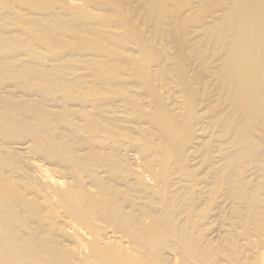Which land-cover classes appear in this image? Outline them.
Listing matches in <instances>:
<instances>
[{
    "label": "bare ground",
    "instance_id": "1",
    "mask_svg": "<svg viewBox=\"0 0 264 264\" xmlns=\"http://www.w3.org/2000/svg\"><path fill=\"white\" fill-rule=\"evenodd\" d=\"M88 1L59 0L50 34L62 15L88 14ZM13 5L0 0V33L11 34L0 40L51 56L54 39H43L45 51L13 34L31 33L18 19L34 20ZM96 5L101 22L89 29L105 51L60 62L76 67L64 74L74 99L45 103L0 87V111L32 104L69 128L0 143V187H18L9 205L46 221L7 226V237L0 216V264H264V0ZM78 119L92 130L78 132ZM67 138L71 149L57 146ZM13 250L21 257L11 260Z\"/></svg>",
    "mask_w": 264,
    "mask_h": 264
},
{
    "label": "rangeland",
    "instance_id": "2",
    "mask_svg": "<svg viewBox=\"0 0 264 264\" xmlns=\"http://www.w3.org/2000/svg\"><path fill=\"white\" fill-rule=\"evenodd\" d=\"M59 0H30L34 5L23 4L21 0H15V9L26 13L34 18L31 22H26L24 20L18 19L17 22L22 25H26L30 28L31 33H24L20 30L14 31L13 34H18L24 37H27L29 40H32L35 45H39L47 51V48L44 46L43 39L47 37V45L51 39H54L56 45H50V47L55 48V52L49 56L45 53L46 57L51 59H59V64L49 67L47 65H42L39 62L42 60H47L46 57L35 58L29 56L28 52L24 49L25 44L20 40L13 38L7 41L0 40V87H17L18 90L14 91L17 94L20 92L25 94V98H30L31 96L38 97L42 99L45 103L47 100L69 98L74 99L73 86L69 85L65 79L64 74L67 71H71L76 68L73 65H68L65 63H60L63 59L69 57H77L79 55H92L93 57H98L101 55V52L105 51V44L99 42L98 35L91 31L89 27L98 21L97 18H94L96 12L94 8L96 5V0L88 1V9L90 12L88 14L75 13L72 19H67V16L62 15L65 21H61L56 24L58 30L50 34L51 28L48 27L49 16L53 15L54 12H58L57 2ZM117 13L118 11H111ZM47 17V26L41 23L39 19ZM120 17V13H117V20ZM101 20L98 21L100 23ZM116 22V21H115ZM50 23V24H55ZM97 25V24H96ZM73 28L77 29L76 33L70 34L66 41L63 42L58 40L61 37V34H64V30ZM0 34H9L8 31H2ZM37 34H42V36H37ZM60 48L65 50L64 54H60ZM102 59V58H100ZM8 61H19L14 67H9L6 65ZM33 80V85L30 86V81ZM36 95V96H35ZM86 97V92L82 98ZM93 95L89 96V98ZM78 104H82V101H78ZM56 105V104H54ZM12 107L16 108V111L13 113H5L0 111V143L3 144V147H13L14 143H23V142H38L40 138H36L35 135H46L48 136H59L64 129H69L61 121L63 117L59 113H41L39 108L34 107L32 104L29 105H13ZM56 110H61L56 108ZM32 116L34 122L23 120V116ZM78 132H89L91 126L89 123H84L78 119ZM76 122V123H77ZM45 137L44 139L47 140ZM66 142H60L61 139L57 142V146L68 147ZM42 141V140H41ZM23 146H20V148ZM71 149L70 147H68ZM3 150H0V152ZM21 153H24V150L20 149ZM20 161V160H19ZM18 161V162H19ZM7 168H2L4 170ZM5 190V194H0V216H2V221L4 224H1L4 227L3 234L7 237H11L8 233L7 226L10 229L15 227H28L22 226L23 224H30L29 226L39 229L45 226L46 221H39L36 216L29 217L27 214L17 212L16 209L11 208V202L15 201L13 196L16 193L17 186L14 184H7L0 187ZM29 220L33 222H29ZM37 223V224H36ZM6 224V225H5ZM25 247V244L22 245ZM8 257L11 260H16L21 257L15 250L8 253ZM31 257V256H30ZM29 257V259H30Z\"/></svg>",
    "mask_w": 264,
    "mask_h": 264
}]
</instances>
